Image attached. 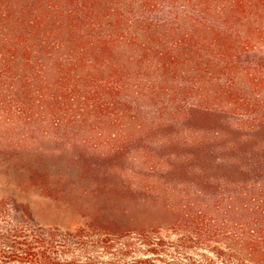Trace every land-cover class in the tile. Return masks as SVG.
<instances>
[{"label": "rangeland", "instance_id": "obj_1", "mask_svg": "<svg viewBox=\"0 0 264 264\" xmlns=\"http://www.w3.org/2000/svg\"><path fill=\"white\" fill-rule=\"evenodd\" d=\"M0 217L264 264V0H0Z\"/></svg>", "mask_w": 264, "mask_h": 264}, {"label": "trees", "instance_id": "obj_2", "mask_svg": "<svg viewBox=\"0 0 264 264\" xmlns=\"http://www.w3.org/2000/svg\"><path fill=\"white\" fill-rule=\"evenodd\" d=\"M215 209H220L216 205ZM175 210V209H174ZM212 215L215 218H209ZM218 210H197L195 207L188 206L183 217L177 219L178 224L185 223L190 231L195 229H205L208 232L218 225ZM4 217V216H3ZM0 217V264H218L217 260H197L187 255L191 248L189 240L185 237L178 239L173 246V251L165 240L154 236L150 230H143L138 234L137 241L142 244L145 252L155 254L158 260L150 258L139 260H81L78 251L89 250L91 247L102 245L107 250H111L115 245V240L107 236L101 239H90L94 232L88 228H82L75 233L61 234L59 230L39 229L37 224L23 219L3 221ZM67 237L58 239L57 235ZM91 236V237H90ZM137 242L128 241L123 243L118 256L127 257L132 249H136ZM213 253H218L216 249L209 248ZM179 254V255H178ZM83 256V255H82ZM224 264H238L223 262Z\"/></svg>", "mask_w": 264, "mask_h": 264}]
</instances>
